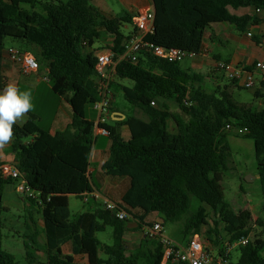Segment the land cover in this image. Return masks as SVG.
Here are the masks:
<instances>
[{"label": "trees", "instance_id": "16d2710c", "mask_svg": "<svg viewBox=\"0 0 264 264\" xmlns=\"http://www.w3.org/2000/svg\"><path fill=\"white\" fill-rule=\"evenodd\" d=\"M151 1L155 31L146 40L187 55L200 54L205 32L214 23L232 24L240 32H245L249 24L264 23V18L232 13L246 8L264 11V0ZM136 16L108 17L90 0H0V90L7 84L3 76L6 41L19 40L36 47L35 51L25 52L33 54L40 69H48L53 93L73 111L71 124L44 140L29 141L30 133L17 123L8 149L14 155V165L37 195L26 198L38 207L46 235L47 261L30 260L29 264H163L164 245L160 239L145 237L136 252H128L125 236L137 228L130 230L127 226L138 223L140 228L157 213L164 224L182 223L183 235L191 238L209 225L208 210L215 217V228L206 235L220 254L225 242L251 237L254 227L260 230L249 243L237 248V262L228 256L229 264H264V219L254 221L248 209L235 211L226 201L223 187L230 170L227 137L234 131L236 137L254 142L264 199V107L258 110L237 101L232 88H245L235 81L208 92L203 88V76L184 71L181 62L160 59L148 50L136 64L119 63L110 83V88L122 92L125 100L147 119L127 117L122 123L104 125L111 146L102 169L107 176L129 179L130 186L119 206L133 219L122 221L103 205L71 218L69 197L84 199L94 191L88 170L96 123L87 119L86 109L98 101L99 91L96 58L85 52L83 43L93 47L106 33L112 40L108 47L122 53L129 37L121 27L124 23L134 26ZM165 97L173 99L178 112L158 105V100ZM254 97L264 104V73ZM169 121L176 124V133L169 131ZM121 124L129 127V140L122 138ZM3 164L0 150V167ZM15 182L19 181L0 176V213L4 209V188ZM192 197L201 205L195 214L185 217ZM108 227L113 229L112 245L97 238ZM68 243L72 253L65 255L62 248ZM0 264H21L3 249L1 230Z\"/></svg>", "mask_w": 264, "mask_h": 264}, {"label": "rangeland", "instance_id": "374dc122", "mask_svg": "<svg viewBox=\"0 0 264 264\" xmlns=\"http://www.w3.org/2000/svg\"><path fill=\"white\" fill-rule=\"evenodd\" d=\"M56 1L67 2L69 0ZM96 4L104 8L108 14H111L114 17H121L125 14L132 15V12L124 6L121 0H96ZM100 12L103 13L102 11ZM132 29L133 26L128 23H124L121 27V31L125 35L130 34ZM12 41L15 42L19 40H11V38H8L6 48H8L10 44L13 43ZM111 42L112 40L110 35L103 33L102 39L95 41L94 48L99 49L104 46L106 47ZM18 48L20 49L21 47ZM30 50L35 51L36 47L31 45ZM180 66L184 71H191L189 66V58H185L180 63ZM260 79L261 78H259V76H255L256 86L253 89L235 90L233 92L234 98L239 102L249 104L254 109L259 110L263 108L264 104L262 100L256 99L254 97V90L259 88ZM45 85L49 86L50 83L45 82ZM22 90L28 89L22 88ZM40 92L41 90L38 91V94H40ZM111 92L114 95V104L121 112L129 117H136L140 115L138 112L139 110L125 100L122 92L115 90L114 88H111ZM52 95L55 97V99H58V96H56L54 93ZM33 101V110L42 111V125L46 126L51 119V114L54 108L53 102L51 99L43 100L39 98V95L37 97H33ZM86 117L87 119L94 122L98 120V113L93 109L92 105H88L86 109ZM102 140L106 144L109 143V139L107 137L102 138ZM227 142L230 146L231 156L229 160L230 170L226 172V177L223 181L226 201L233 207L235 211L249 209L252 214L255 215V217H253L254 221H256L258 217L264 219L262 183L258 177L259 172L254 142L252 140L236 137L234 131L229 132ZM18 184L19 183L15 182L6 185L4 188V209L0 213V230L3 237V249L13 254L16 260L21 264H29L30 260H33L37 263H45L47 261V256L44 252L46 235L43 232V219L41 213L39 212L37 206H34L31 204V202L27 201V198L24 194L17 191ZM102 205V200H99L96 203V201H93L92 199L86 202L84 199L77 198L75 196L69 197V209L72 219L82 213L92 211L94 208ZM200 205L201 204L199 200L192 197L191 207L185 217L195 214ZM208 212L209 225L202 228L200 236L204 246L207 249H212L215 251V253H217L219 248L209 242L206 235V232L209 229L215 228V217L213 212L211 210H208ZM157 217L158 216L156 214L151 215L148 221H145V224L152 223L154 219H157ZM158 220V222L163 223L160 218ZM182 227V223L180 222L163 223L164 235L175 242L184 243L186 245L190 238H187L183 235ZM143 229L144 228H137L135 232H129L125 236V246L129 253L136 252V250L145 243V237L142 232ZM259 231L260 230L257 229V227H254L251 239H253L254 235L259 233ZM36 237L37 239H35ZM97 238L103 244L112 245L113 229L108 227L105 232L98 233ZM33 240L36 242H33ZM62 249L65 255L72 253L70 244L64 245ZM143 249L145 250V247ZM239 255V251L234 249L231 253V260L233 262H237ZM78 260L81 261V258Z\"/></svg>", "mask_w": 264, "mask_h": 264}, {"label": "crops", "instance_id": "0c3cea01", "mask_svg": "<svg viewBox=\"0 0 264 264\" xmlns=\"http://www.w3.org/2000/svg\"><path fill=\"white\" fill-rule=\"evenodd\" d=\"M91 2L97 9L103 13L105 12L104 15L114 17L111 14H108L104 8L98 6L96 0H91ZM121 2L132 12V15H135V13L141 14L154 12V6L151 0H121ZM38 10L42 11L40 8ZM232 13L237 16L247 15L250 17H258L260 19L264 18V11L256 10L255 8L239 9L232 11ZM248 34H251L252 36L249 37ZM12 42L13 43L4 50L3 76L6 79V83L14 82L21 88V90L22 88L31 90L32 102H34L33 97L39 95V98L43 100L51 99L54 105L51 119L46 126L42 125L43 115L40 110H32L27 114L23 121L18 122L20 126L30 133L29 141L44 140L48 134L64 131L73 120V111L64 99L59 96L58 99L53 97L51 85H45V82L49 83L47 80L49 75L48 69L41 68L37 73L25 75L20 71L18 65L8 58L7 52L11 49H17L22 52L30 51L31 46L26 43L22 41ZM17 46L21 48L19 49ZM106 47H108V45ZM186 58H189L191 72L203 76V88L206 91L215 92L223 89L233 82H230L224 73H220V71L217 70L218 62H228L238 68H250L258 62H264V23L258 25L249 24L245 32H240L234 25L229 23H214L210 25L205 32L200 54ZM256 76L261 78V74ZM232 89L233 92L237 90L235 88ZM39 90H41L40 94H38ZM158 105H167L170 111L178 112V106L172 98H162L158 100ZM138 112L140 115L136 117L145 120L147 119L140 110ZM127 117L129 116L121 112L113 103L112 114L110 115L107 124L113 126L122 123ZM97 121L95 123H97ZM168 129L171 133H176L178 131V128L173 121L168 122ZM119 132L124 140H129L131 138V132L128 126L121 124L119 126ZM104 137L107 136L95 135L88 175L94 191H98L103 197L114 203L121 204L122 197L130 186V181L128 178L110 177L104 173L102 166L109 159L111 146V141L108 137L109 143H104L102 140ZM11 143L1 150V158L5 163L14 164V155L8 152ZM258 177L260 178V176ZM154 214L158 216L157 213L151 215ZM150 216L146 221H148ZM253 217H255V215H253ZM159 218L160 217L158 216L153 222H158ZM178 244L186 246L184 243ZM213 252L215 253V251Z\"/></svg>", "mask_w": 264, "mask_h": 264}, {"label": "built area", "instance_id": "2783aa9c", "mask_svg": "<svg viewBox=\"0 0 264 264\" xmlns=\"http://www.w3.org/2000/svg\"><path fill=\"white\" fill-rule=\"evenodd\" d=\"M134 33L128 34L129 37L124 41L123 52L116 53L110 47H102L95 49L89 47L87 42H84L86 53H92L96 58V83L98 85L99 99L93 105V109L98 113V121L95 126L94 134L109 137V131L104 127L107 124L110 115L112 114V105L114 103V95L111 92L110 83L116 74V68L121 62L138 63L142 53L151 51L153 55L160 59L170 62H182L184 58L195 55H187L184 52L176 49H167L162 46L154 45L148 42L147 37L154 34V12H146L137 14L134 18ZM251 37V34H248ZM8 58L18 65L20 71L25 75L37 73L40 70L38 61L33 54L22 52L17 49H11L8 52ZM217 70L224 73L226 77L235 81L239 86L245 89H253L256 86L255 76L264 73V62L255 64L253 70L248 68H238L228 62H218ZM49 81V79L47 78ZM0 176L4 178L17 179L19 182L17 191L29 198H36V193L30 189L23 175L12 163H5L0 167ZM103 201V206L106 210L112 212L118 219L127 221L133 219V216L122 209L119 204L114 203L103 197L98 191H93L85 195L84 200L88 202ZM140 228L143 229L144 237L149 239H160L164 245L163 264L170 261H183L189 264H229L228 256L231 255L234 249L239 246H244L251 240V237H243L233 243L225 242L222 248L223 254H220V249L214 253L211 249H207L200 235L192 236L186 246H182L172 239L164 235V228L161 222H152L150 225L143 223Z\"/></svg>", "mask_w": 264, "mask_h": 264}, {"label": "clouds", "instance_id": "9594fccd", "mask_svg": "<svg viewBox=\"0 0 264 264\" xmlns=\"http://www.w3.org/2000/svg\"><path fill=\"white\" fill-rule=\"evenodd\" d=\"M34 109L31 90H21L9 82L0 90V150L15 137V126Z\"/></svg>", "mask_w": 264, "mask_h": 264}, {"label": "water", "instance_id": "95a60500", "mask_svg": "<svg viewBox=\"0 0 264 264\" xmlns=\"http://www.w3.org/2000/svg\"><path fill=\"white\" fill-rule=\"evenodd\" d=\"M127 227H128V229H130V230H132V229H136V228H138V223L129 224Z\"/></svg>", "mask_w": 264, "mask_h": 264}]
</instances>
